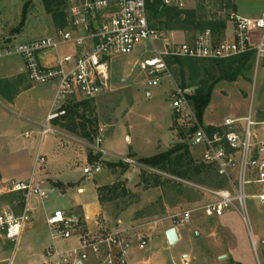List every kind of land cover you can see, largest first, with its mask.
I'll list each match as a JSON object with an SVG mask.
<instances>
[{"label": "rangeland", "instance_id": "obj_1", "mask_svg": "<svg viewBox=\"0 0 264 264\" xmlns=\"http://www.w3.org/2000/svg\"><path fill=\"white\" fill-rule=\"evenodd\" d=\"M81 1L1 0L3 22L0 25V47L53 34L67 24L70 10ZM236 3L243 14L264 8L262 0H237ZM186 11H195L197 21L201 24L225 22L226 30L214 32L216 40L220 42L231 33L236 6L235 0H195ZM208 29L211 28L162 31L172 34L173 37L169 38L175 44H181L193 41ZM70 49L61 47L58 51L61 54L74 52V49ZM163 49L162 43L155 46L142 43L132 54L110 59L108 90L91 99L73 98L65 106V114L57 119L58 124L63 118H73L76 127L74 132L60 130L58 124L57 129L64 136L48 133L42 137L39 133L43 131L47 115L53 110L56 82L31 84L25 73L26 76L18 82L19 87L17 81L3 79L22 65L21 57L13 55L0 58V160L3 167L8 165L3 172L0 168V198L3 205L10 208L18 206L20 197L7 193V189L12 182L28 179L35 166L34 163L28 166L23 156L18 158L12 155V142L8 143V139L3 136L5 133H10L20 146L36 140L33 146L26 148L33 160L39 150L42 156L49 159L50 152L62 141L63 144H76L84 153L85 160L78 164L80 170L91 165L101 167V173L93 177H87L81 171L72 174L74 181L80 182L79 186L85 188L84 194H78L77 187L66 195H62L59 190L51 194L42 209L43 221H35L33 229L21 240L17 250L16 245L0 241V264H10L11 261L13 264L43 262L45 258L49 259L45 248L51 244L59 252L76 247V239L65 241L53 237L52 240L44 213L50 215L56 209L66 211L75 205L92 203L94 185L98 184H102L97 189L103 205L100 224L107 227V232L120 231L131 240L144 237L149 241L148 248L157 249L158 243L162 241L154 253H158L157 259L165 264H264V245L260 244V240L264 239V205L260 206L257 200L247 201L251 226L257 240V249L254 251L248 228L238 210L230 209L218 219L203 215L202 208L212 200L205 190L226 186L224 180L215 173L211 176L188 175L182 178L144 164L143 158L136 159L137 166L118 165L122 162L119 156L149 157L162 151L156 150V146L164 149L169 141V149L180 142L186 143V138L181 137V132L176 130L171 108L172 93L176 84L179 87L181 84L180 69L168 65L171 77L161 75L160 82L151 86V77L140 67L141 62ZM181 61L184 81L189 85L185 90L189 96L200 87V82L208 81L210 84L212 76H219V72L211 71V61L187 58H181ZM9 99H14L15 107L9 106ZM80 103L83 104L78 106ZM69 108L72 113L66 114ZM249 112L254 122L264 120V68L260 65L256 70L254 61L251 69L236 81H220L215 85L201 124L208 127L210 124L223 123L226 119H244ZM240 125L244 127L245 123L241 122ZM27 132L32 135L29 140L25 138ZM100 148L109 152L107 159H117L106 161ZM190 156L193 161L199 160L200 148L190 147ZM109 163L115 166L111 167ZM37 174H40V166ZM58 189L64 190L65 187ZM185 210L193 213L191 224L177 227L180 243L165 245V231L175 228L174 216ZM122 224L125 229H122ZM160 225L161 233L151 234ZM158 236L160 240H151ZM147 250L130 254L127 264H142L147 259ZM182 254L189 255V261L188 258L181 261ZM54 263L55 260L49 261V264Z\"/></svg>", "mask_w": 264, "mask_h": 264}, {"label": "built area", "instance_id": "obj_2", "mask_svg": "<svg viewBox=\"0 0 264 264\" xmlns=\"http://www.w3.org/2000/svg\"><path fill=\"white\" fill-rule=\"evenodd\" d=\"M194 1L82 0L70 10L67 24L53 34L0 47V58L13 55L21 57L31 84H57L53 110L43 124L41 136L54 132L49 124L65 114V106L70 100L76 97L95 98L108 90L110 59L132 54L142 43L152 46L162 43L164 46L152 58L140 63L141 69L151 77V86L160 82L161 75L171 77L167 64V58L170 57L218 61L250 55L256 70L260 65L264 68V11L259 17L251 19L233 15L231 33L220 42L216 40L214 32L208 29L191 42L175 44L170 39L172 34L151 26L149 14L153 5L186 11ZM2 22L0 0V25ZM61 47H70L74 52L64 54L53 66L41 64V54ZM171 100L176 130L185 134L189 148L199 147L201 150V156L195 162L214 170L217 177L226 183L225 187L205 190L212 200L202 208L203 215L218 219L230 209L238 210L256 251L257 240L251 226L247 201L257 200L260 205H264V121L254 122L249 112L246 118L226 119L221 126L211 131L198 119L187 90L176 84ZM241 122L245 123L244 127L240 125ZM30 136V133L25 134L26 138ZM121 161L124 165H138L136 160L128 157ZM45 162V158L38 154L30 177L26 181L12 182L6 188L7 193L20 197L18 206L21 204L23 208L20 212L9 206L0 209V240L17 247L31 223L27 208L30 199L44 201L58 191L37 174V169ZM83 173L93 177L101 173V167L91 165ZM192 216L191 210L176 214L175 228L191 224ZM47 224L55 239H76L78 242L76 247L65 252L50 247L46 253L55 260L54 264H86L92 259H96L99 264H127L133 250L140 253L148 246L146 238L139 236L137 240H131L120 231L107 232L99 228L91 232L83 218L62 210H56L48 218ZM260 244L264 245V239L260 240Z\"/></svg>", "mask_w": 264, "mask_h": 264}, {"label": "crops", "instance_id": "obj_3", "mask_svg": "<svg viewBox=\"0 0 264 264\" xmlns=\"http://www.w3.org/2000/svg\"><path fill=\"white\" fill-rule=\"evenodd\" d=\"M262 1L264 2V0H262ZM236 2H237V0H235L236 15L237 16H240V17L243 16V18H248V19L257 18L264 11V8H261V9H258L257 11H255L254 13H250V14L244 13L243 14L241 12L240 8H238V5H237ZM44 37H46V36H44ZM69 50H71L70 47H69ZM61 53L62 52L60 50L59 51L58 50H54V51H50V52L47 51V52L41 54V56H40V62H41V64L43 66H47V67L48 66H53V65L56 64L57 60L61 56L64 55V54H61ZM22 62H23V60H22ZM25 73L26 72H25L24 62H23L22 65L17 70H14L13 73H11L10 75H7V77H5L3 80H7L8 82L9 81H12L13 82V80H15V81H17V84L16 85L20 87V83H18V82H20L22 80V78L25 75ZM54 89H57V88L54 87ZM55 94H56V90H55ZM54 98H55V95H54ZM8 104H9L10 107H15V101H14V99H9ZM48 115H47V117H48ZM47 117H46V119H47ZM46 119H45V122H46ZM57 119H55L52 122H50L49 125L54 130V132H51L49 134H60V135L64 136L65 134H63L62 132H60L57 129V126L59 124V123L57 124ZM222 124L223 123L210 124L208 127H218V126H221ZM59 128H60V130H64L60 126H59ZM39 133H41V132H39ZM39 133H37V134H39ZM5 135H3V136L6 139H8V143H11L12 142L11 143V146H10V147H12L11 148V150L13 152L12 155L17 156L18 158L21 157V156L25 157V159L27 160L28 166H29V164L30 165L31 164L33 165V163L35 164L36 157L33 160L30 157V155L28 153L29 151L26 148L28 146H30V147L33 146L35 144L36 140L34 142H29L27 144H24V145L20 146L19 144L16 143L17 140H15V138L12 137L10 133H5ZM31 136L29 138H26V137L25 138L29 140V139H31ZM263 139H264V137H263ZM129 140L130 139L127 137V141L128 142H129ZM169 143H170V141L167 143V145H166V147L164 149H162L161 146H156V148H155L156 150H162V151H159V152H157V153H155V154H153L152 156H149V157L119 156L118 159L119 158H125V157L132 158L134 160H136V159H142V158L143 159H145V158H151V157H153V156H155V155H157L159 153L161 154V153H164V152L168 151V149H169L168 148L169 147ZM25 145H27V146L25 147ZM157 147H158V149H157ZM100 150L103 153V158H105L106 161H109L110 162V161H115L117 159V158L116 159H111V160L107 159V156L109 155V152L106 149H104V148H102V149L100 148ZM40 152H41V150H39V153L38 154H40ZM17 157H16L15 160L18 159ZM44 158L46 160V164H45V166L44 165L40 166V174H39V177L40 178H43V179L47 180L49 182V184L54 185L57 189H58V187L61 188L62 186H64L65 187L64 190L63 189H58L61 192L62 195L68 194L71 190H73L76 187H77L78 194H84L85 193V188L80 187L79 186L80 182H78V183L75 182L74 181V178L72 177V174H74L76 171H81L83 173V171L80 170V167L78 166V164H79L80 161H84L85 160V156H84V153L82 152V150H80L79 146H76V144H74V143L73 144L71 143L69 145V144H67V142L65 144H63V142L61 141L50 152L49 159L47 157H44ZM5 167H8V165L3 167L2 160H0V168H1L2 172L4 171V169H6ZM9 168H11V167H9ZM125 178L127 179L128 176L126 175ZM86 179H91V178H86ZM26 180L24 179L23 181H26ZM129 181H131V180L129 179ZM101 186H102V184H98L96 186L94 185V189H93V202L92 203H88L87 202V203H83L81 205L72 206L69 210H66V211L65 210H62L64 212L68 213V214H76V215L80 216L81 218H83V220L85 221V223L87 225V228L91 232H96L99 228L107 231V227L100 224L101 219H102V215H103V205H102V202L100 201L101 199L99 197V192L97 191V189H99V187H101ZM45 201L46 200L41 201V200H38L36 198H31L30 199L27 208L30 211L31 223L28 225V227L24 231V233H23V235H22V237H21V239L19 241V244H20L21 240L25 237V235L27 233H29L33 229L34 223H35V221L37 219L43 221L44 218H43V215H42L43 214L42 213V209H43V207L45 205ZM3 206L4 205H3L2 201H1V198H0V209ZM260 206H262V205H260ZM13 208L15 209L16 212H20L21 209L23 208V206L20 204L19 206H15ZM56 210H60V209H56ZM55 211H53L50 215H49V213H46V212L44 213V216H45V224L47 226H48V224H47L48 218ZM119 221H121V220H119ZM121 227H122V229H125L126 228L123 224L121 225ZM175 229H176L177 235H178V242H177V244H178L181 241V236H180L177 228H175ZM169 230L170 229H167L165 231V235H166V233ZM50 231H51V229H50ZM159 233H161V225L158 228H155V230H153L151 232V234H154V235H159ZM51 237H52V240H54L52 235H51ZM155 238H157V240H160V237L159 236L158 237H154L151 240L154 241ZM0 241H3V243L6 242L4 240H0ZM160 242L158 243L159 246H157V249H159L160 246L162 245V241H160ZM163 242L165 243V245L168 243L166 237H165V240ZM19 244L17 245L16 250H17ZM77 244H78V242H77ZM149 245L150 244H149V241H148L147 248L149 247ZM50 247L54 248V245L51 244L50 246L46 247L45 248V253H46V251ZM147 248L145 249V251L147 250ZM157 249H155L154 247H151L150 246V248H148V250H147V254H145L147 259L145 261H142V264H165V262L163 263V261H159L157 259L158 253H154L155 250H157ZM65 251H67V250H65ZM135 251L136 250H133L130 254H132ZM46 255H47V253H46ZM47 257L49 258V256H47ZM185 258H188L187 260L189 261V255H183V254H182L180 260L181 261H184ZM49 261H53V259H51V258L46 259L45 258V260L43 262H39V263H35V264H49ZM136 263L137 262H135V264ZM10 264H13V261H11ZM86 264H99V262L96 259H92L91 261H89Z\"/></svg>", "mask_w": 264, "mask_h": 264}, {"label": "trees", "instance_id": "obj_4", "mask_svg": "<svg viewBox=\"0 0 264 264\" xmlns=\"http://www.w3.org/2000/svg\"><path fill=\"white\" fill-rule=\"evenodd\" d=\"M186 14V15H185ZM149 22L152 27L158 30H179V29H206L208 27L211 28L213 32H220L226 30V23L221 22V24H201V22L197 21L196 12L195 11H179L177 9H169L162 8L160 6L153 5L150 14H149ZM200 61V60H197ZM212 62L211 71L219 72V76L217 78L211 77V83L208 81L200 82V87L195 91V93L189 96V99L196 111L198 119L201 121L203 118V114L205 109L208 107L211 101V96L215 85L220 81H229L234 82L240 76H244L247 71H249L252 67V58L250 55L238 56L229 58L226 60H206ZM167 64L169 66H177L180 69L179 75L181 78L180 88L183 90L187 89L189 85H187L184 81V69L183 62L180 58H167ZM83 103L78 104V106ZM67 113H72V110L69 108ZM67 118H63L65 120ZM61 121L59 126L62 129L67 131L74 132L76 131V127L74 126L73 118H69V120ZM215 128L210 127V130L213 131ZM181 137L186 138L183 132L180 133ZM86 137H89L88 135ZM144 164L157 167L158 169L164 170L168 173H172L176 176H180L182 178H187L190 176H211L214 172L211 168H208L202 164H197L192 160L190 156V148L187 143L180 142L176 144L173 148L168 151L156 155L154 157L144 159ZM119 163L118 165H121ZM109 166H115L114 164H108Z\"/></svg>", "mask_w": 264, "mask_h": 264}, {"label": "water", "instance_id": "obj_5", "mask_svg": "<svg viewBox=\"0 0 264 264\" xmlns=\"http://www.w3.org/2000/svg\"><path fill=\"white\" fill-rule=\"evenodd\" d=\"M166 238L170 246H174L178 242V235L175 228L170 229L166 233Z\"/></svg>", "mask_w": 264, "mask_h": 264}]
</instances>
